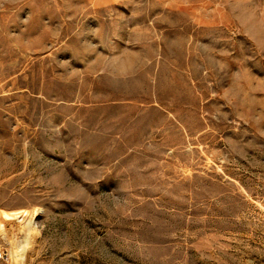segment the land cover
<instances>
[{
  "label": "rangeland",
  "instance_id": "obj_1",
  "mask_svg": "<svg viewBox=\"0 0 264 264\" xmlns=\"http://www.w3.org/2000/svg\"><path fill=\"white\" fill-rule=\"evenodd\" d=\"M0 238L264 264V0H0Z\"/></svg>",
  "mask_w": 264,
  "mask_h": 264
},
{
  "label": "built area",
  "instance_id": "obj_2",
  "mask_svg": "<svg viewBox=\"0 0 264 264\" xmlns=\"http://www.w3.org/2000/svg\"><path fill=\"white\" fill-rule=\"evenodd\" d=\"M15 252L3 238H0V264H20L23 255L20 248Z\"/></svg>",
  "mask_w": 264,
  "mask_h": 264
}]
</instances>
